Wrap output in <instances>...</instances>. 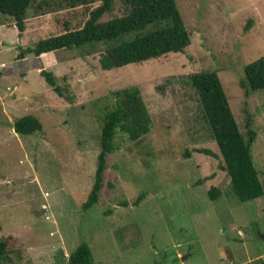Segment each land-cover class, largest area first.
<instances>
[{"label":"rangeland","instance_id":"1","mask_svg":"<svg viewBox=\"0 0 264 264\" xmlns=\"http://www.w3.org/2000/svg\"><path fill=\"white\" fill-rule=\"evenodd\" d=\"M174 1L189 35L184 51L110 71L98 66L105 43L15 59L18 48L81 28L97 4L28 13L20 36L0 16V241H9L12 264H66L81 243L93 264H264V195L234 198L184 83L214 72L241 133L248 112L256 134L251 159L264 181L263 96L245 98L240 88L243 66L264 55V0ZM125 12L117 4L101 21ZM41 71L55 77L62 98ZM129 87L140 92L150 131L138 142L115 137L97 204L83 211L102 113L111 108V92ZM27 115L40 131L16 135L12 124ZM212 187L215 200L207 196ZM140 193L145 198L130 206Z\"/></svg>","mask_w":264,"mask_h":264},{"label":"trees","instance_id":"2","mask_svg":"<svg viewBox=\"0 0 264 264\" xmlns=\"http://www.w3.org/2000/svg\"><path fill=\"white\" fill-rule=\"evenodd\" d=\"M92 4L97 6L88 13V19L81 28L65 29L60 35L38 40L30 48H18L15 59L23 60L28 55L39 57L60 50L105 43L108 46L99 56L98 66L101 71H110L155 60L170 53L180 54L189 45V35L174 0H0V16L10 18L20 36L28 13L40 16ZM117 4L124 7L126 12L120 17L101 21ZM242 73L240 88L244 97L261 92L264 105V55L244 65ZM39 76L57 97H63L50 72L41 71ZM185 79L184 83L194 92L201 118L216 145L222 162L220 168L228 177L234 198L244 203L261 197L264 195V181L259 180L250 154L256 137L250 115L245 112L244 133H241L216 73L199 72ZM110 97L111 108L104 111L100 119V149L96 156L92 185L81 205L83 211L97 204L106 158L116 151L115 137L120 135L129 142H138L151 128L150 116L137 88L116 90L110 93ZM40 129V123L28 115L12 124L13 132L19 136H30ZM193 152L215 157L204 149ZM218 195V189L213 187L207 192L210 200H215ZM144 198L145 194L140 193L129 205L136 207ZM7 245L9 241H0V264H12V250L6 248ZM66 264H93L88 246L79 244L69 253Z\"/></svg>","mask_w":264,"mask_h":264},{"label":"water","instance_id":"3","mask_svg":"<svg viewBox=\"0 0 264 264\" xmlns=\"http://www.w3.org/2000/svg\"><path fill=\"white\" fill-rule=\"evenodd\" d=\"M264 241V240H263Z\"/></svg>","mask_w":264,"mask_h":264}]
</instances>
